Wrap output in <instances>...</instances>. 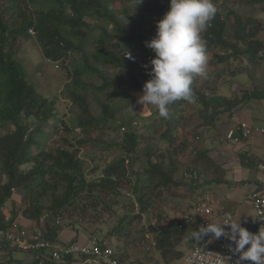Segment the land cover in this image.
Returning <instances> with one entry per match:
<instances>
[{
    "label": "trees",
    "instance_id": "obj_1",
    "mask_svg": "<svg viewBox=\"0 0 264 264\" xmlns=\"http://www.w3.org/2000/svg\"><path fill=\"white\" fill-rule=\"evenodd\" d=\"M119 1L118 8H111L112 0H0V227L8 228L14 221L17 225L22 224L19 221L21 217L30 222L23 226L28 230H40L43 237L51 241H62L60 232L71 229L76 239L72 237L63 241L75 242L78 241L76 231L81 223L86 219L90 221L87 213L93 210L113 213L112 209L118 204L117 199L121 195L120 189L126 188L130 191H123L131 197L133 205L138 206V211L121 216L108 236L117 234L124 241L118 243V247H113L120 264H145L144 257L138 258L130 250L131 243L136 240L131 223L141 221L156 196L182 183L175 179L179 163L177 157L181 154L188 157V154L206 153V149L195 146L200 143L202 136L198 132L188 141L184 140L181 146L172 145L174 130L179 124L182 126L183 120L191 119L184 117V110L179 109V106L185 107L191 103L179 100L170 105V109L177 111L170 113L167 122L164 121L168 126L162 132L167 144L164 155L162 153L154 161L147 155L150 167L143 170L144 179L141 173H137L132 183L124 163L128 159L133 160L139 151L140 134L133 129L123 131L119 139L124 155L105 164L95 178L87 177L88 173L83 171L78 145L82 146L89 140L87 128L96 129L107 120H116L115 114L121 109L120 105L113 107L93 95L100 106L99 116L94 117L83 91H106V98L117 101L132 100L135 93H143L144 83L151 78V65H145L138 53L151 51L145 42L154 37L156 22L169 7V0H166L167 5L158 0H142L140 4L139 0ZM249 1L251 5L264 2ZM159 12L162 15L158 17ZM234 17L233 40H229V34L225 33L226 23L219 12L201 34L202 38L206 41L207 50L223 49L225 56L218 53L217 64L225 61L227 54L238 55L253 64L261 59L258 54L264 50V41L258 38L264 23L255 17L243 19L238 14ZM86 18L99 22L93 25L99 33L93 41L94 49L89 52L91 62L84 56V38L91 28ZM20 37L24 40L34 37L40 43L43 55L52 61L67 58L74 52L83 53L82 61L71 71L74 75L70 81L75 87H67L72 102L78 104L81 110V115L75 117V127L80 129V137L75 142L67 135L58 133L62 117L56 111V100L38 93L36 87L27 80L16 58ZM240 43L244 45L243 48ZM127 52L131 53L132 59L127 57ZM132 65L138 69V73ZM108 66L118 67L111 72H104L103 67ZM243 71L245 69L233 71V68L224 65L211 76L212 72L207 69L206 78L210 79L211 84L204 90L196 89L197 76L194 77L193 90L197 103L194 118L200 121L198 126L214 128L219 119L225 114L229 115L242 100L259 96L256 92L248 93L243 85L238 88L240 98L238 95L231 97L218 93L216 80L236 78ZM83 72L95 74L98 83H85L81 78ZM52 126L54 129L49 131L47 128L51 130ZM63 127L65 130L73 128L67 123ZM50 135L58 136L57 141H53ZM196 160L184 161L188 164L183 172H197L195 177L186 180L189 187L193 188H199L206 175L205 169L197 167ZM239 160L245 166L255 162V157L243 151L239 153ZM256 164H260V161ZM12 188L19 193L17 201H13ZM9 200L13 204L10 213H6L4 208ZM164 219L159 224L149 221L145 224L144 231L148 229L152 234L148 238L144 233L141 250L143 255L155 252L162 264H172L183 257L182 242L187 251L192 248L197 241L193 238V231L198 228L196 225L183 227L182 216ZM33 224H36V228H32ZM37 251H20L31 256L29 261H24L23 257H12V253L18 250L9 241L0 242V259L7 257L5 264H95L85 262L88 258L85 255H66L62 262H56L51 258L49 248H38Z\"/></svg>",
    "mask_w": 264,
    "mask_h": 264
},
{
    "label": "rangeland",
    "instance_id": "obj_2",
    "mask_svg": "<svg viewBox=\"0 0 264 264\" xmlns=\"http://www.w3.org/2000/svg\"><path fill=\"white\" fill-rule=\"evenodd\" d=\"M158 2L166 5L168 3L166 0H158ZM213 2L217 8V12L221 14L223 21H225L226 23L225 33L229 34V36H227L229 40H233L234 37V15H241L242 18L245 19L248 16L258 17V14H263L264 12V2L257 5H251L249 0H213ZM111 3V8H118L120 6L119 0H112ZM168 9L163 12H167ZM162 14L161 12H159L157 16L159 17V15L161 16ZM86 19H88L91 28L84 38V56L86 57V60L91 62L92 59L89 56V52L94 49L93 41L94 39H96L99 33L97 29L93 27V25L99 22H97L98 20L95 22L93 18ZM108 27L110 26L108 25ZM263 34L264 32L261 33V35ZM19 39L21 40V44L19 46L16 58L21 63L25 71L27 80L36 87L38 93L48 97L49 99L56 100V111L62 117V121L57 128L59 129L58 133L67 135L73 140V142H75V140L80 137V129L75 127V117L77 115H81V110L78 104L72 102L67 87H75L74 85H71V76L74 75L71 71L76 68L82 61L83 53L74 52L67 56V58L65 57L61 58L58 61H52L53 59H48L43 55L42 47L34 37L27 40H24V38L21 37ZM240 47L243 48L244 45L240 43ZM207 52L210 56L207 69L212 72L211 76H213L218 70H221V67H223L224 65H227L229 69L233 68V71L245 69V71L243 72L246 75H249L250 71L253 68L252 62H247L245 58L232 54H227L225 61L221 63L218 62L217 64L215 62L217 57L216 55L219 53L222 56H225L222 48H219V50L210 48L209 50H207ZM153 53L154 52L151 50L150 52H147L145 54L138 53V56L142 58L145 65L150 66V60L152 59ZM227 53H230V50H227ZM123 66L124 65H122L121 68ZM117 67L118 66L103 67V70L104 72H111V70L117 69ZM132 68L136 73H138V69L136 67L134 68V65H132ZM241 75L242 77L237 76L236 78L233 77L230 79H227V77L222 78L223 80L214 79L216 80L215 82L218 85V93L231 96L230 93L233 92V88L235 89V91H238L239 86L243 85L241 84L242 81H245L244 74ZM81 78L88 85L98 83V78L95 74L92 73L83 72L81 74ZM209 81L210 79L206 78V76H197L196 89L204 90L206 87H209V85L211 84V82L209 83ZM83 92L86 95V100L89 103L91 113L94 117H97L100 114V106L98 104V101H96V97L103 102H109L113 107H117L119 105L121 106V109H119L115 114L116 120H107L106 123L99 125V128L96 129H90L88 127V133L86 135H88L89 140L82 146L78 145V156L83 161V171L85 173H88L87 177H97L100 174V170L104 167L105 164H107L111 160L118 159L120 156L125 154L121 147L119 139H121V134L123 131L133 129L140 134L138 146L139 151L137 153V156L134 157L133 160L128 159V161L124 163L128 171L127 175L129 176L132 183L135 182L137 173H141V178L144 179L145 175L143 170L150 167L146 160L147 155L151 158V161H154L155 158H160L162 153L164 155L163 151H165L167 147L166 141L162 136V132L168 128V126L165 125L164 122L166 121V118H162L159 115L158 109L154 105L144 103L140 99L143 93H135V97L132 100L128 99L117 101L116 99L109 100L108 97L106 98V91L98 93L95 90L93 91V89H86ZM93 95H95L96 97H93ZM179 109H181L182 111L184 110V117H190L191 119L183 120L184 123H182V126H179V124L174 130L173 136L175 139H173L172 145H175L177 147L181 146V143L184 140L188 141L192 137V135L195 134V132L202 133L203 128H208L198 126L200 121L194 118L196 117L195 110H197L196 102L191 103L190 105L185 107L179 106ZM174 111L177 110L170 109V113L173 114ZM182 111L180 112L181 115ZM223 116L225 117L227 115L225 114ZM66 123L67 125L69 124L70 127H73L72 130L64 129L63 126ZM220 125V122H218L214 128H208L206 130L207 135L209 133L216 132L217 128L219 129ZM222 125H224L223 122ZM118 126H120L119 129H117ZM122 126L125 127L124 130L121 129ZM9 127H11V125H9ZM51 128V130L50 128L47 129H49V131H52L54 129V126H52ZM61 128L62 131L60 132ZM58 136L50 135L51 139H54L53 141H57ZM177 158L179 163L177 171L175 173V179L181 181L182 183L177 187L169 188L165 190L164 193L156 196L153 205L142 215L143 217L141 216V221L135 220L131 223L133 229L132 232L134 233L136 240L131 243L130 250L132 252H135L138 258L144 257L143 259H145L146 261H153L159 256H155V252L150 253L149 255L142 254V237H144V233L145 235L149 233L152 234L148 229L146 230V232L144 231L145 224L147 225L148 221L155 222L157 224L162 223L163 218H165L164 221H166V219H170V217L172 216L175 217L178 212H181L183 209H185L184 204L185 200L188 199V195L186 197L184 196L185 193L187 194L189 191L188 181L186 180L189 179L184 177L183 171L188 164V162L184 163V161L199 159L200 157L194 154L185 157L183 156V154H181ZM165 166L166 161L164 162V167ZM123 190H126L127 192L130 191L126 188L120 189L121 195L120 198L117 199L118 204L115 205L112 209L114 211L113 213H109L108 211H105L103 213L102 210H93L87 213V217L90 218V221H87L86 219L85 222L81 223L80 228L76 231L78 235L77 240H84L89 235L95 234L100 235L99 237H101L103 240H106V242L112 247H118V243L121 244V242H124L121 237L117 236V234L112 237L108 236V232L116 225L118 219L121 216H123L127 212L136 213L138 211V206L133 205V203L131 202V197H129V195H127ZM14 191L15 192L13 196L15 200L13 201H17L19 193L17 192V189ZM182 193L184 194L182 195ZM10 201L12 200H9V202L6 203V211H10L12 207L13 203ZM187 214L192 215L194 214V212L192 211V209L188 208ZM159 218H161V220H159ZM157 224H155V226ZM32 228H36V224H33ZM67 230L71 231V229ZM62 232L63 231H61L60 233ZM64 235L66 236V234ZM75 237L76 236H74L73 238L76 239ZM64 239L67 238L63 237L62 240ZM180 246L184 247L183 256H185L189 251L186 250L183 242ZM13 256L19 257V259L23 257L24 261H29V259L31 258L30 255L27 256L24 252L20 251L12 253V257ZM6 259L7 257H4L3 260L0 259V264H5ZM179 262V260H176L172 264H178Z\"/></svg>",
    "mask_w": 264,
    "mask_h": 264
},
{
    "label": "clouds",
    "instance_id": "obj_3",
    "mask_svg": "<svg viewBox=\"0 0 264 264\" xmlns=\"http://www.w3.org/2000/svg\"><path fill=\"white\" fill-rule=\"evenodd\" d=\"M216 13L213 0H169L168 11L156 22L154 37L145 42L155 55L150 60L151 78L144 83L140 99L154 105L162 118H169L170 105L176 101L196 102L194 77L207 75L210 59L201 34ZM127 57L132 59L130 52ZM239 218L226 215L220 222H209L193 231V238L199 241L208 234L217 239L226 237L235 245L232 251L239 253L237 264H264V230L251 233L241 226Z\"/></svg>",
    "mask_w": 264,
    "mask_h": 264
},
{
    "label": "crops",
    "instance_id": "obj_4",
    "mask_svg": "<svg viewBox=\"0 0 264 264\" xmlns=\"http://www.w3.org/2000/svg\"><path fill=\"white\" fill-rule=\"evenodd\" d=\"M255 18L260 19L264 23V12L263 14H258V17ZM262 28L258 38L260 36L259 39L264 41V34L261 35V33L264 32V25ZM259 56L261 59L253 63L250 74L246 75L242 73L244 74L245 81L241 83L244 85V89H248V93L256 92L259 96L256 95L255 97L242 100L240 104L232 109L229 115L227 114V116L220 118L218 122H220L221 125L219 129L217 128L216 132L207 135L206 130L208 128H203L200 143L195 146L201 150L206 149V153H201L199 155L196 153V156L198 155L200 160L197 159L195 164L197 167L206 170V175L203 180L204 183L201 184L199 188L189 187L188 193H185L184 196L186 197L188 195V199L185 200L184 204L185 209L178 212L174 218H179L183 214H187L188 208L192 209L195 196L200 193H207L209 201L215 203L216 207H222L236 218L238 216H246L249 223L245 227L249 229L254 227L257 217L255 211L248 202L247 194L250 189L261 184V179L264 176V170L261 169L264 163V146L261 136L255 133L251 138L250 144L241 145L228 141L226 135L229 130L234 128V121L231 119L232 115L234 117L236 116L240 121L246 122L252 126L264 128V50L259 52ZM240 76L242 77L241 74ZM232 91L233 92L230 93L231 97L239 96V90L235 91L233 88ZM222 122L224 125H222ZM243 151L255 157V162L243 166L239 160V153ZM259 161L260 164H256ZM183 194L184 193H182V195ZM19 221L23 225L30 223L29 220L22 219L21 217H19ZM64 230L61 233L60 239L63 237H66V240L71 239L74 232ZM64 234H66V236ZM144 263L162 264V261L160 262V258H156L153 261L144 260Z\"/></svg>",
    "mask_w": 264,
    "mask_h": 264
},
{
    "label": "built area",
    "instance_id": "obj_5",
    "mask_svg": "<svg viewBox=\"0 0 264 264\" xmlns=\"http://www.w3.org/2000/svg\"><path fill=\"white\" fill-rule=\"evenodd\" d=\"M234 121V128L229 130L226 139L233 143L246 145L251 143L253 134L258 133L264 146V128L252 126L246 122L240 121L236 116H231ZM124 126L121 127L124 130ZM264 170V163L261 166ZM197 172H184V177L191 179L195 177ZM14 193L15 189H11ZM133 197V196H132ZM247 199L256 214V222L253 228L249 229L245 226L249 221L246 216H240V222L244 228L251 233H258L264 228V176L261 184L249 190ZM194 214L182 215V226L187 227L196 225L197 228L206 226L209 222H220L226 215H231L233 220L236 217L230 212L225 211L222 207H216L215 203L209 201L207 193H200L195 196L192 203ZM4 212L10 213V211ZM12 222L8 228L0 227V242L9 241L18 251H34L38 252V248H49L51 250V258L56 262H62L66 255H85L88 257L85 262L95 264H120L114 255L113 247L96 235H90L84 240L75 242L59 240L51 241L43 237L38 229H27L22 224L17 225ZM227 231V226H224ZM150 237V233L146 235ZM154 244V242H153ZM234 243L226 237L213 238L211 234L203 236L197 240L189 252L182 257L178 264H237L239 261V253H235L232 249ZM247 247V246H246ZM240 264H251L249 261H240Z\"/></svg>",
    "mask_w": 264,
    "mask_h": 264
}]
</instances>
